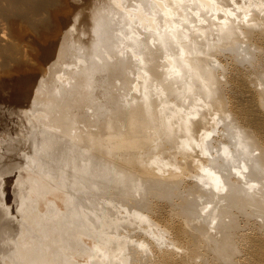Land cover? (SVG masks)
Instances as JSON below:
<instances>
[{
  "label": "bare ground",
  "instance_id": "6f19581e",
  "mask_svg": "<svg viewBox=\"0 0 264 264\" xmlns=\"http://www.w3.org/2000/svg\"><path fill=\"white\" fill-rule=\"evenodd\" d=\"M0 264H264V0H0Z\"/></svg>",
  "mask_w": 264,
  "mask_h": 264
}]
</instances>
